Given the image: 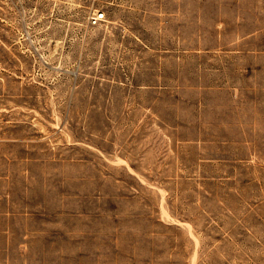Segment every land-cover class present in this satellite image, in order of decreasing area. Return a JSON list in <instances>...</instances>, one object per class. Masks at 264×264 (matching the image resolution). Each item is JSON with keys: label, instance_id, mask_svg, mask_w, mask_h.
<instances>
[{"label": "rangeland", "instance_id": "obj_1", "mask_svg": "<svg viewBox=\"0 0 264 264\" xmlns=\"http://www.w3.org/2000/svg\"><path fill=\"white\" fill-rule=\"evenodd\" d=\"M0 171L41 264H264V0H0Z\"/></svg>", "mask_w": 264, "mask_h": 264}, {"label": "crops", "instance_id": "obj_2", "mask_svg": "<svg viewBox=\"0 0 264 264\" xmlns=\"http://www.w3.org/2000/svg\"><path fill=\"white\" fill-rule=\"evenodd\" d=\"M18 185L15 176L0 171V264H41L17 256L36 237L34 206L26 205L24 190L20 198Z\"/></svg>", "mask_w": 264, "mask_h": 264}]
</instances>
